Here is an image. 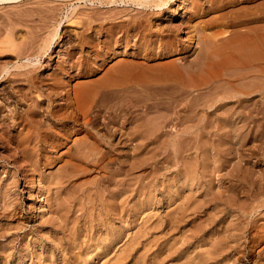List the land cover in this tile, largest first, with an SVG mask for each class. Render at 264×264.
<instances>
[{
	"label": "rangeland",
	"instance_id": "obj_1",
	"mask_svg": "<svg viewBox=\"0 0 264 264\" xmlns=\"http://www.w3.org/2000/svg\"><path fill=\"white\" fill-rule=\"evenodd\" d=\"M158 1H160V0H155V2H158ZM191 1L192 0H170L166 7L164 6V8H161V9L157 8L156 9V7H153L154 3H152L151 6L147 5L145 7L144 6H140V7L139 6L138 7L132 6L131 7L129 5H124V4H118V5L114 4L113 6H109V5L105 6V5H100L97 2L93 3L90 0H87V1L81 0L80 2H77L76 0H2V1L0 0V50H1L0 52H2V50L4 51V52H2V55L0 56V66L3 65L4 66L3 68L8 67L9 74L12 75V78L14 77V79H16V78L18 79L19 76L13 75L11 70H13L14 73H16L15 71H17V70H16V67L14 68V64L16 66L17 65L16 63H18V65H19V63L25 62L27 59V55H28V58L33 63L36 62L34 65L35 67L37 66L36 64L38 63V66H37L38 68H36L35 70L37 72L36 74H40L39 77L42 75V77H40V78H43L46 75L47 78L45 77L43 79L47 80L49 74L52 75V74H56V72H57V75L60 77L62 76V79L64 81H67V83H69V86L73 85L72 87H74L75 85H78V84L79 85L80 84L85 85V83H86L87 84L86 86H88L89 88L92 87L93 90L95 89L94 90L95 96H93V98L91 99L92 101L89 100L87 102V104L84 105V107H85L84 110L88 111L87 117H89L88 119L90 120L89 121L90 126H91V127L89 126L90 132H91V130L92 131L95 130V132H96V133L91 132L90 134H92V133L94 135L95 134H99V135L102 134L104 136V134L106 133V131H105L106 129H104V127L102 126L103 123L101 120H103V122H105L106 121L105 116H106V118L110 117L111 116L110 113H112V109L107 106L108 109H105L106 115H104V118L103 117L99 118L94 114L95 108H93V106L95 107V105H97V104H94V103L97 100H99L100 97L102 98V94H100V95H99V93L97 94V92H99V91H100V93L103 92L101 90L102 88L99 87L100 86L99 83L108 75V73H109L108 71L111 69L110 66L113 67L117 64H120V63H123L126 61L129 63L133 62L134 68L132 67V72L134 74L131 73V75H130L131 79L134 81V82H132L133 85L131 84L132 87L134 88V91H135L133 93V95L137 96L136 98L138 100L140 99V96H141L143 101H147L146 99H148L149 102H152V101L157 102V101H160L161 99H163L162 97H164L165 91H166V93L169 91L173 95L176 94L175 91L177 92L178 88H175V87L178 86V83L175 82L174 80H171L173 82L169 81L168 88L164 89L162 86L164 84L163 80L158 78L159 75L161 74V71L160 70H154V69L152 70L151 68L149 69L148 67H151V65H155V63L156 64L157 63L162 64L164 61H166L165 63L172 62V63L176 64L177 67H180L182 65V63L187 64L189 61L194 59L197 56V54L198 55L199 54H206L207 51L212 50L213 47L220 46L222 44L223 40L224 41L229 40L226 38H230V39L233 38L232 40H240L239 32L242 33V32H245L247 29H252V28H253L252 30H257L256 27H258V30H257L258 33L260 31L264 32V30H261V29H264V18H263L264 17V0H202V1L196 0L199 3H197L195 0H193L195 3L191 2ZM158 3H160V2H158ZM122 5H124V6H122ZM73 7H75V8H73ZM250 7H252V8H250ZM137 8H138V10H137ZM140 8H141V10H140ZM248 8L252 11L249 12ZM158 9L160 10V12ZM171 10H174V11H171ZM197 10H199V11H197ZM247 10L249 13L247 12ZM253 10H254V12L256 10L257 11L254 13ZM142 11H144V12H142ZM151 11H152V14H151ZM216 11H218V12H216ZM147 12H149V14ZM169 12H175V13H172L173 15L170 16L171 13H169ZM220 12H223L220 14V17H222V18H219V15H218V13H220ZM260 12L263 14H261ZM201 13H203V16ZM213 13L215 14V16ZM190 14H192V15H190ZM223 14H225V15H223ZM216 15H218V17ZM227 15H228V18L226 17ZM231 15H232V18H229ZM193 16H195V17H193ZM250 16H251V18H250ZM254 16L256 18H254ZM140 17H142L143 20ZM204 17L205 18L208 17V18L205 19ZM133 18H135L134 20H136V18H137L138 21L136 20V22H138V24H140L137 26L138 28L135 27L136 25L130 24V23L134 22ZM201 18L204 22L206 20V24L208 23V26L205 23L204 24L206 26L203 24V21L200 20ZM209 18H210L211 23L209 22ZM247 19L249 20L248 24H247ZM257 19H260V21H258ZM89 20H92V22ZM196 20L198 22L200 21L199 22L200 25L198 24V22ZM142 21L147 22L148 26H146V25L144 26V22H142ZM189 21H191V22L189 23ZM219 21L221 23H219ZM148 22H149V24H148ZM213 22H215V23H213ZM241 23H243L246 28L243 27V24H241ZM142 24L145 28H142L143 27ZM186 24H187L188 28H187ZM114 25L119 26V28H117V26H114ZM125 25H127V27L128 26L130 27V29H131V31L129 33L130 35L133 33L135 35L136 34L137 35L136 36L131 35L132 36L131 37L132 40L130 39L131 42L129 41L128 45L125 48H124V44H122V46H120L116 50V52H118L117 55L114 58L109 59L106 62V64L100 60V57H96V58L94 57L96 55L95 54L96 52L92 51L93 49L92 50L88 49V48L85 49V47L87 46V44H85L87 40L89 42L92 41V43H94V45H96L98 43L100 45H102L105 43V41H103V40L108 41V36H109L108 33L113 28L116 31L118 29L120 30ZM202 25H204V28H202L203 27ZM209 25L212 27H210ZM249 25L251 26V28ZM140 26H142V27L140 28ZM165 26H167V28H168V26H169V28H170V26H172L174 33L173 32H170V33L173 34L174 36L173 35L171 36L169 31H167V29H165L166 28ZM191 26H192L193 31H195L194 33L196 35L194 33L190 34V33H192V32H190V31H192ZM194 26H195V28H194ZM200 26H202V27H200ZM111 27H112V29H111ZM146 28L147 29L150 28V29L147 30ZM196 28L199 30L197 31ZM140 29H141V31H139ZM144 29H146L145 32H144ZM159 29L160 30L164 29L163 32L161 31V33L167 37V38L165 37V40H170L174 43L177 42L178 40H180V44L184 45L183 48L185 47V50L183 49L185 52L183 51L180 54L170 53L171 55L168 54L167 56L165 55V57H162V58L153 56L155 59H153V57L146 58V56L144 55L145 52L140 53L141 51H139L140 49L137 47L138 46L142 47V42H143V40H145L144 38H148V39L153 38L154 39V37L151 35H153V33L160 32ZM188 29H190V30H188ZM99 30L100 31L102 30L104 32H102V31L100 32ZM119 30L116 32H119ZM153 30H154V32H153ZM203 30H205V32ZM221 31H223V33ZM235 31H237V32L239 31L238 34ZM164 32H165V34H164ZM219 32H221V33H219ZM231 32H232V34H230ZM168 33L170 36L168 35ZM79 34H80V38H79ZM140 34H141V36H140ZM146 34H148V35L150 34L149 35L150 37ZM216 34H217V36H216ZM106 35H107V37H106ZM175 35H177V36H175ZM192 35H194L193 36L194 38L192 40V43L190 44L189 38ZM200 35H201V38H200ZM205 35H207L208 38L210 35L213 37L212 38L210 37L211 40L208 42L207 41L208 39ZM81 36H83V38ZM236 36H237V38H236ZM168 37H171V38H168ZM173 37H175V38H173ZM198 37L200 38V40H198L199 39ZM135 39L137 40L138 43L135 42L136 41ZM156 39H158V38H156ZM201 39H204V40H201ZM195 40H197V42ZM101 41H103V42H101ZM139 42H140V44H139ZM216 42H217V44H216ZM80 43L82 46L79 45ZM134 43H136L138 45H136ZM211 43H214V46ZM100 45H98V48L100 50H102ZM79 47H81V48H79ZM186 47H188V48H186ZM190 47L193 48L194 51H192V49ZM203 48H206V49H203ZM22 49L24 51H22ZM25 49H26V51H25ZM27 49H29V50H27ZM84 49L86 51L88 50L86 52L87 54H88V52H90L89 55H87L85 53ZM100 50H99V53L101 54ZM137 50L139 53L137 52ZM78 51H79V53L81 51L80 55H83V56H80V60L83 59L82 57H85L84 61L87 60L86 59V56H87L88 60L85 61V62H87V64H85V69L87 66V70H84V71H86V73L88 71L89 72L87 74L85 72H83L84 73L83 75L76 77L77 73H79V70L81 68L78 69L79 67H76L77 68L76 69L75 67L72 68L71 66L79 58V55H77ZM188 51L189 52L191 51L190 54L188 53ZM195 51H199V53L196 54ZM93 52H95V53H93ZM103 52L104 51H102V53ZM120 52H122V53H120ZM136 54H138V57L136 56ZM139 54L141 56L144 55L145 58L143 56L141 57ZM71 56L73 57V62L75 60L74 63L69 62V61H72ZM193 56H194V58H193ZM93 57H94V59H93ZM91 58L93 60H91ZM129 58H130V60H129ZM160 59H162V60H160ZM65 60H68V62L65 63ZM90 61H92V62L88 63ZM93 61L95 62V64ZM139 61L141 64L138 63ZM98 62H99V64H98ZM151 62H153V63H151ZM58 63L61 64V66H63V67L59 66ZM68 63L71 65L69 66ZM114 63H115V65H114ZM137 63H138V65H141V67L143 69L140 66H137L136 65ZM4 64H6V65H4ZM92 64L94 65L95 69H96V64H97L98 70H94ZM144 64H145V66H144ZM20 65H23V63ZM20 65L18 66L19 67L18 71L23 69V68H20ZM90 65H91V67H90ZM99 65H100V67H99ZM67 66H68V68H67ZM3 68L0 69V71L3 70ZM32 68H34V67H32ZM54 68H56V69H54ZM58 68H60V69H58ZM61 68H63V69L67 68L64 70L70 71V73L67 71L68 74L73 73V77H72L73 79H69V78L66 79L67 77L63 75V73H62L63 71H61ZM74 68L76 71L74 70ZM144 68L146 70H144ZM218 69H219L218 67L214 66V68H211L207 71H202L201 73H192L190 75L185 74V88H184V86L182 88H184V90L187 89L186 91L189 92L190 94L194 93V95H196L201 90H202V92L205 91L204 92V94H205L208 87H211L212 83L217 82L218 77H222L223 72H221ZM53 70L55 71V73ZM38 71H40V72H38ZM52 71H53V73H52ZM97 71H99V72H97ZM89 73H91V74L88 75ZM11 75L9 76V79H11ZM70 76H72V74ZM95 79H97V81ZM212 80H213V82H212ZM89 81L92 83V85ZM170 82L172 84H170ZM187 82H188V84H187ZM4 83H5V81L2 84H0V98H1L0 104L4 108L6 107V109H8V111L7 110L4 111L5 113L3 112V114L9 113L11 108H13L14 106H16L17 108L18 107L24 108V107H22V106H24L23 104L25 103L24 101H22L24 94H21L20 92H21L22 88H23L22 93L28 92L26 89V86H24V85L22 86L19 84V82L10 81L8 79L6 80V83L5 84ZM15 84L20 86V87L19 88H18V86L16 87ZM94 84L96 86H93ZM160 84H162V85H160ZM14 85H15V87H14ZM153 85H154V87H153ZM141 86L144 87L145 90H143V88ZM148 86H149V88H148ZM172 86H174V89L171 88ZM3 88H5V89H3ZM14 89L16 92L13 91ZM136 90H138V92H136ZM10 91H12V92H10ZM145 91L147 92V94L149 96H147V94H145L146 93ZM11 93L14 94L13 97H11V95H13ZM18 93H20L21 96H19ZM136 93L140 94L139 97H138V94L136 95ZM151 93H152V95H151ZM186 93L184 94L186 96L183 95L184 96L183 98H181L182 96L180 97L182 100L179 98L176 100V101L181 100L178 102V104L175 102H174V104L171 103L173 105L168 104L167 108H166L165 104L164 105L159 104L158 106H156L154 108L155 110L153 109L150 112L144 111V108L140 107V106H139V109H138V107H135V109L133 108L135 110V112H133L134 110H132V108L130 109L128 107H125L124 110L122 111L124 114L122 113L123 115H121V117L123 116L124 119L121 118V120H123V121H121V122L119 121V122H120V125H123L125 127H126V125L123 123L124 122L126 124L128 123L129 124V126L127 124L128 128L132 127V125H131L132 122L130 121L131 120L130 117H131L132 112H133V114L134 113L138 114V112H142L143 118H142V116L139 117L141 114L137 115L142 121H140V119L138 118V123L136 122V124L143 126L142 127L143 130L146 128L145 129L146 134H144L145 137L137 139L134 142H138L136 144H140V145L143 144L146 149H144L143 152L141 151L143 149H140L141 152L138 151V153H133L132 152V143H134V142H131L130 140L127 141L126 138H124L123 136L121 137V134L120 135L117 134L118 136L117 135L114 136V134L110 135V134L106 133L105 135H108L112 138L111 139L110 137H106L107 140L109 138V140H108L109 143H111L112 145H114V143H115V146L113 148L114 151L112 150L113 152H111L108 155V157L106 158V160L104 159L102 162H98V163L94 162V161L89 162V160H88L87 163H90V164L87 165L86 172L82 173L81 171L80 172L76 171V173H75L76 176L73 177V181L75 180L73 183L76 187L79 185L87 183L86 185H88L90 188L96 189L94 191L95 194H99V193L102 194L103 197L101 198V200L102 199L103 200L104 199L109 200L110 197H112V195L114 194V192L116 193L118 191V188H120L121 193H122V196H121V207H122V209H121V213H120L121 214L120 231H121L122 236H123L121 244L124 245V247H125V251L123 253L124 254L123 264H193L192 260H191L193 257H198L197 262H195V260H193L197 264H264V241H259L260 242L259 243L257 241V239L254 238V236L257 237V235L258 236L264 235V232H263L264 229L261 230V228H260V226L262 227V225H264V219L261 218V217H264V208H263L264 207V205H263L264 204L263 203V200H264V185L263 184L264 183H262L260 185V182H264V178H263L264 177V156H263L264 150L262 151V148H261L260 153L258 150L260 147H262V145L264 148V142H263L264 140L262 141V144L260 142L261 139H264V131H263L264 130L263 129V126H264L263 121L264 120H261V119L259 120V118H258L257 120H259V122H261V123H259L256 120V123L251 124L252 126L254 125V128H256V129L260 124L262 126V129H261L262 131L260 130L259 134L261 133L262 135L261 134H260L261 136L255 135V133L253 135V133H252V136H249V135L247 136V138L248 137H251V138H248V139L246 138V140L244 142H246L248 140L247 144H249V145L244 143V145H243L244 151H243V149H240L237 152L238 154L241 152L240 153L241 156H239L237 154V156L234 157V159L240 157L243 160L242 162H241L240 158H238L237 160L232 159V161L234 160L236 163L234 161L230 162L229 164L227 163L228 164L227 167L223 168L226 166V163L223 166L224 163H222V161H221L220 164L215 167V165H216L215 163H219L220 160L217 162L214 160L215 163H213L212 160L214 158L212 156H210L209 158H208V156L207 157L206 156L200 157L198 152H200V153L204 152L200 149L201 148L203 149L205 147L204 148L205 152H207L206 151L207 149L208 150L210 149L207 153H210V152L214 153L213 148L211 150V147H213L215 144L214 139L217 142L218 136L209 134V136H208L209 138L204 139L207 137L206 135H208V133L203 137H202L200 132H198V134H197V130L199 127H201L202 123L200 124L198 120L196 121L197 118H195L194 120L190 119L189 118L190 113H188V110H187L188 102L192 98L196 99L197 97L194 98V95H192V97H191V95H189V93L188 94H186ZM17 94L21 99L17 96ZM142 94H144V95H142ZM96 96H99V97L96 98ZM160 96H161V98H159ZM189 96H190V98H189ZM5 97H6V99H8V98L9 99L6 100ZM144 97H146V98H144ZM187 97L189 100L186 99ZM3 98L6 101L3 100ZM257 98L261 100V98H259V96ZM15 100L17 102H15ZM20 100L22 102H20ZM185 100H187V101H185ZM148 101H147V103H148ZM139 102H140V104H142L141 99L139 100ZM21 104H22V106H21ZM175 104H177L178 106ZM179 105L181 106L180 109H178L180 107ZM164 106H165V108H164ZM172 106H173V108L171 109ZM182 106H184V107L186 106L185 107L186 109ZM169 107H170V109H169ZM140 108H141V110H140ZM176 109L181 114L182 118L179 117L180 116L179 113L177 115ZM184 109H185V111L183 112ZM125 110H127V111H125ZM128 110H129V112H128ZM131 110H132V112H131ZM90 111H92V113ZM173 111H174V113H173ZM126 112L129 113L126 116L127 118L125 117V115L127 114ZM146 113H147V115H146ZM168 113H169V115H168ZM92 114L95 115L96 117L92 116ZM103 114H105V113H103ZM88 115H90V116H88ZM185 115H187V116H185ZM254 115H255V113H254ZM155 116H156V118H155ZM162 116H163V118H161ZM170 116H172L171 117L172 119L170 118ZM90 117H91V119H90ZM148 117H151V118H148ZM166 118H168V119H166ZM125 119H126V121H124ZM127 119H128V121H127ZM163 119H166L167 122H166V120L164 121ZM184 119H186L187 122H184ZM92 121L94 122V124ZM161 121H163L165 123L163 124V122L161 123ZM194 122H196L195 124L198 123L199 126H197L198 124L195 126ZM257 122H258V124H257ZM95 123H96V125H95ZM191 123H193V125ZM98 124H100V125H98ZM146 124H148V125H146ZM6 125L8 126V124H6ZM93 125H94V127H93ZM96 126L99 129H102V130L104 129V131L100 130L101 134L98 133L99 129ZM144 126H146V127H144ZM148 126H149V128H148ZM192 126L197 127V129L196 128H194V130L191 129V128H193ZM92 127L94 130L91 129ZM186 128L193 130V131H191V133H190L189 132L190 130L188 131V129H187V131H188V133H187V131H185ZM147 129H149V131H150V132H148L149 134L147 133V131H148ZM151 129H152V131H151ZM175 129H177L180 134H177L178 132L176 133L175 131H177V130H175ZM183 129H184V132L181 131ZM124 130L127 131L125 128H124ZM157 131H158V133H159V131H161V133L157 134ZM195 131H196L197 136H196V134H194ZM165 132H167V133L169 132L171 134L168 133L169 134V136H168L167 133L165 134ZM182 132L183 133L186 132L190 136H187V139H186V136L184 137ZM0 133H1V126H0ZM172 133L176 134L175 135L176 138L173 136V138L175 139L174 142H172L173 138L172 139L170 138V136L172 137V135H173ZM81 134L77 135L76 137L75 136L72 137V144H71V142L68 143L69 147L70 148L72 147L71 148L72 150L70 149V152L72 151V152H76V153H84V151L87 150V149H85V147L82 148L80 145L76 144V141L78 142L80 140H86V139H87V141H92L91 138H93V137H91V138L88 137L90 134H87L88 136L85 133H81ZM93 134H92V136H93ZM152 134H153V136H152ZM161 134H163L164 137H161ZM187 134H184V135H187ZM81 137H82V139H81ZM151 137H153V138H151ZM194 137H198V139L200 138L199 139L200 141L196 142L195 139H197V138H194ZM212 137L214 139H212ZM252 137L253 138L255 137L256 139L259 138L258 141L255 138L253 139V145L254 144L257 145V143H258V146L255 145L256 147H254L252 145V143H251L252 141H250V140H252ZM116 138H117V140L119 139L118 140L119 147H118V143L116 144V142H114V140L117 141ZM154 138H155V140H154L155 142L153 141ZM157 138H159V139H157ZM73 139H75V140H73ZM150 140L152 143L150 142ZM180 140H182L183 142ZM126 141H127V143H125L126 144L125 145L124 142H126ZM167 141H169V142L171 141L170 143H172L171 144L172 147H173V145L176 146V147H173L174 152L177 151V153H180V155H177V160H179V162L177 164H176L177 161L175 160V158L172 157L174 154H173V151L170 152L171 150L167 144L168 143ZM206 141L208 143H206ZM209 141L210 142L212 141L211 147H210L211 143ZM179 142L180 143L182 142V144L180 145ZM213 142H214V144H213ZM121 143H123V144H121ZM147 143H149V144H147ZM174 143H176L177 145L179 144V145L177 146ZM195 143H197V144H195ZM8 144H6L8 146L5 145V147H4V145H2L3 147L0 148V158H1L0 159V165H2L3 163H6V165H7L5 170L2 168V166H0V179H1L0 180V186H1L0 187V254L3 255V258H4L3 260L0 259V264H82L81 259L83 257H85L86 260H88V264H113V261L105 260L103 255L97 256L98 248L97 249L95 248V244L98 241L103 240L105 238V235L106 234L108 235V233H109L108 230H106L104 226H100V224L97 223V221L101 222L102 220H106L109 218V220H106L105 222L106 223L111 222L108 225V226H110L109 231L111 233V229L113 228L112 223H114L113 226L118 225V222L116 220L117 217L115 215L116 212L115 213L109 212V215H107V217L100 215V212L98 210L99 209L98 207L100 204V201L98 202V200H100V198L98 195L93 194L94 199H92V203L90 201H89V203H85V205L83 203L79 206L80 210L78 208L76 209L75 215L77 217L76 218L77 224H75L76 225V229L74 230L75 232H71L70 230H64L63 232L57 231L56 235L58 237L57 241L59 243H58V246H54L52 248L51 245H53V242L49 243L50 242L49 239L51 237V234L54 233V230L52 229L53 226H50L48 224L49 223L53 224L54 221L53 222L51 221L47 224L46 223V219H47L46 216H48V215L42 216V214H40V212H39V209L33 208L32 204L30 202V196H29L32 194V192L29 190V188L26 184V179L24 177V173L20 169L18 170L19 165L23 166V161L21 163V161H20L21 159H19L15 163L12 160L14 158V157H12V156H14V152L11 150H13L14 145L12 142L11 143L9 142ZM166 144H167V146H166ZM193 144L197 145L196 149L198 150V152L193 147ZM207 144H209V145H207ZM68 145L65 148H62L60 150V152L67 151L69 149ZM76 145H78V146L76 147ZM120 145H122L123 147L121 148ZM259 145H261V146L259 147ZM189 146H190L191 150L188 148ZM246 146H248L249 148ZM129 147L131 148V150L129 149ZM184 147H186V148L184 149ZM253 147H254V149L256 148V150H258V152L256 150H252ZM257 147H258V149H257ZM9 148H11V150H9ZM73 148H74V150H73ZM100 148L102 151H105V148L103 146H101ZM192 148H194V149L192 150ZM179 149L181 150L182 153L180 152ZM246 149H247V151H246ZM116 150H117V152H120V153L117 154V152H115ZM119 150H121V151H119ZM184 150H185V152H184ZM249 150H251L253 152L256 151V152H254V154H253ZM123 151H124V153H122ZM164 151H165V153H164ZM193 151L196 153H194ZM130 152H132V153H130ZM168 152H169V154H168ZM245 152L248 155H245ZM171 153L173 154L172 156H171ZM118 155L122 156V157H120L122 160L119 162L116 159ZM249 155H250V158H247V156L249 157ZM243 156H246V157H243ZM262 156H263V158H261ZM81 157H82V159L86 158L85 155H84L85 158L83 156H81ZM194 157H196V159ZM198 159L199 160L201 159L200 160L201 163H199V161L196 162V160H198ZM203 159L209 160L207 162V164L205 162L206 160H204L205 163L203 162ZM78 161H77V159H73L72 163L76 164L75 167L77 169H81V167L84 168L85 167L84 163L87 160H84L83 164H82V162H78ZM244 161L249 163V164L247 163V165L249 167L244 166V164L246 165V163ZM62 162L58 163L55 167H53L54 169L51 168V171L53 173H55L57 170H59V166L61 164L63 165ZM76 162H78V164L80 166ZM209 162H211L212 165H210ZM93 163H95L96 165ZM238 163H241L240 164L241 166L239 165L241 167L240 169H237ZM91 164H93V165H91ZM101 165H103V166H101ZM117 165H119V166L117 167ZM230 165H236L235 169H237V170L234 169L233 170L234 173L231 171L232 169H230V168L232 166L230 167ZM210 166H211V168H210ZM219 166H220V168H219ZM89 167H93V168H89ZM205 167H208V171H207V168H205ZM217 167L219 170L217 169ZM250 167H251V169H248ZM16 168H17V170H15ZM115 168H117V169L120 168L121 170L120 169L117 170ZM186 168L192 170L194 172V174L197 172L195 174V176H197L198 179H194L193 181H192V179L184 180V178L182 177V172ZM213 168H214V170H213ZM227 168H229L228 170H230L232 173V174H230L231 177L229 176V174H228L229 177L227 176V173H226ZM243 168H245L246 174H245V171L244 172L241 171V169H243ZM246 168L248 169V171L250 170L249 173L246 170ZM216 170H217V172H215ZM13 171L15 173V178H13V179L17 178V181H18V184L16 187H13L9 184L10 181L13 180V179H11V177H12L11 174H13ZM117 171H119L120 173ZM52 172H50V173H52ZM111 172H112V174H111ZM114 172L118 175V177H117V175L114 174ZM227 172L230 173L229 171H227ZM235 172H237V173H235ZM239 172H241V173L239 174ZM251 172H253V176H252ZM48 173H49V171H48ZM221 173H224L226 175L221 174ZM119 174H121V175H119ZM219 174H220V177H222V178L219 177ZM233 174H235L236 176H233ZM242 174L243 175L245 174L246 176L244 175L245 177H242L243 176ZM247 174H250L249 177L251 176L252 178H254L255 176L257 177V175H259L260 178L259 177L258 178L261 179V177H262V179L257 180V178L255 177L256 179L252 180L251 177H250L251 179H249L247 177L248 176ZM261 174H263V176H260ZM109 175H113L117 180H115V178L111 179V181L108 180L107 177ZM201 175L203 177H201ZM239 175H241V177ZM8 176H9V179H7ZM224 177H225V179H223ZM239 177L242 179H240ZM246 177L248 178L249 181L245 180ZM230 178H231V180H230ZM219 179H222V180L220 181ZM243 179H244V181H243ZM8 180H10V181H8ZM239 180H240V182H239L240 184H238V186H237L236 184L238 183ZM250 180L252 182H254L256 180L257 182L255 181V183H258V185L257 184H251L252 182ZM117 181L121 182V185L119 187L116 184ZM231 183L233 185H231ZM242 183L245 186V188H244V186L243 187L241 186ZM134 184H137V186H138L137 190H135V191H133V188H132V186H134ZM256 185H257V187H255ZM2 186H6V189L3 188ZM232 186H234V187H232ZM239 186H240V188H239ZM246 186H247V188H246ZM260 186H263V189H261L262 187H260ZM229 187H231L230 189L232 191L228 189ZM249 187L251 189H248ZM100 188H102V189H100ZM98 189L100 190L99 192L97 191ZM234 189L235 190L238 189V191H235ZM257 189H258L259 194H255V192H257ZM33 190H34L33 191V196H34L33 198H35L36 201L42 202L44 205H46V201H43V196L41 198L38 197V195H37L38 190L37 189H33ZM239 190H240V192H239ZM249 193H251V194H249ZM260 193H262V194H260ZM94 195H95V197L97 196L98 198L97 197L95 198ZM185 197L187 198L186 200H184ZM256 197H258V198H256ZM253 198H255V199H253ZM259 198H261V199H259ZM258 199L260 201V204H259ZM110 200H112V199H110ZM13 201H15V202H13ZM93 201H94V203H93ZM95 201H96V204H95ZM261 201H262V204H261ZM10 202L14 203L15 206H17L19 209L18 215L16 217H14L13 219H10V217H7V215H8L7 209H10V206L8 203H10ZM85 202H87V201H85ZM112 203H114V202H112ZM255 203H257V204H255ZM39 204L40 203H37V205H39ZM86 204H87V206H86ZM88 204H89V206H88ZM82 205H84L83 209L81 208ZM252 205L255 207L257 206V208L259 207V205L260 206L263 205V206L259 207L258 208L259 210H256L257 208L253 207ZM90 206L91 207L95 206V208H93V210H92V208ZM87 207H89L91 209L90 213H89L91 215H89L90 216L89 218L90 219L93 218V219H91V221L93 220L92 221L93 224L89 226V231L92 233V236H88V237L86 236L85 237V235H84L85 230L83 229V227H84L83 221H81V220H83L82 218H83L85 209ZM251 207L253 208L252 210H255V212L254 211L251 212L252 210L249 211V209H251ZM257 211H262L260 214L261 216L260 215L256 216V214L258 213ZM45 212L47 213V210H45ZM244 212H246L248 215L246 213L244 214ZM249 214H250V216L253 215V217H256L255 221L258 222L257 223L258 226L256 228L258 229V227H259L258 230L257 229H252L253 231L250 230L251 233L252 232L254 233V234L252 233V235L250 232H248L249 230L245 233L246 228L249 229V224L252 222V220H251L252 217L250 218ZM21 215H23V216L26 215L29 219L25 223L24 229L19 230V231L18 230L14 231L13 228H14L16 222L18 221L19 217L20 218L22 217ZM257 217L259 218V220ZM244 218H246L247 220ZM244 220H246V221H244ZM248 220H250V222ZM244 222H246L245 223L246 225L244 224ZM240 224H241V226H240ZM242 225L243 226L245 225L244 226L245 229ZM247 225H248V227H247ZM240 228H242L245 231H243ZM30 230H32L33 233L29 234L26 237L23 236L24 232L29 233ZM105 230H106V233L104 232ZM239 230H241V234L244 235L243 236L244 239L242 236H240L241 234H239V236H238V233H240ZM254 231H256V233ZM260 231H262V232H260ZM62 233H64V234H62ZM68 233H70V234H68ZM71 233H75V234L73 235ZM65 234H66V239L64 237ZM80 234H81V236H80ZM231 235H236V236H231ZM246 235L250 236V237L252 236V241L249 240L250 243L252 242L251 244L249 242H246V240H247V239H245ZM69 236L70 237L71 236L72 237L78 236L77 237L78 240L76 241V243L72 242L71 240H70V242H68L67 238H70ZM240 237H242L241 240H239ZM89 239H90V242H89L88 246H90V247H87L86 244L89 241ZM253 241H255V242H253ZM66 242L69 243V245L66 244ZM49 244H50V246H49ZM59 244L61 246L65 245L66 246V247L64 246L65 249L64 248L62 249V247L59 246ZM244 245H245V247H244ZM252 245H253V247H252ZM247 249L249 251L251 250V252L247 251ZM106 252H107V250L105 251V254H106ZM245 252L252 254V256L249 258L250 260L246 259V258H244V259L238 258ZM20 253L21 254L23 253V255L25 256V258L22 260L19 258ZM29 253H31V254L33 253V257H31V259L29 257H26L27 254H29ZM113 254H114L113 251H111L110 253L108 252L109 258ZM4 255H5V257H7L9 255V257H7L8 260L4 257ZM137 256H139V258H137ZM62 259L64 262H62Z\"/></svg>",
	"mask_w": 264,
	"mask_h": 264
},
{
	"label": "bare ground",
	"instance_id": "obj_2",
	"mask_svg": "<svg viewBox=\"0 0 264 264\" xmlns=\"http://www.w3.org/2000/svg\"><path fill=\"white\" fill-rule=\"evenodd\" d=\"M2 1V0H1ZM77 2H80L81 0H76ZM85 1H87V0H85ZM91 2H97V3H99L100 5H109V6H113L114 4L116 5H118V4H124V5H129V6H151L152 5V3H154V6L153 7H156V9L157 8H164V6L166 7L167 6V4H168V2L170 1V0H160V1H158V2H160V3H158V2H155V0H90ZM196 1V0H195ZM199 1V0H198ZM198 1H196L197 3H199ZM202 1V0H201ZM191 2H193V3H195L193 0L191 1ZM124 5H122V6H124ZM194 5V4H193ZM197 5V4H196ZM200 5V4H199ZM76 7V6H75ZM75 7H73V8H75ZM199 7V6H198ZM253 7V6H252ZM252 7H250V8H252ZM125 8V7H124ZM197 8V7H196ZM122 9V8H121ZM130 9V8H129ZM128 9V10H129ZM198 9V8H197ZM249 9V8H248ZM256 9V8H255ZM126 10V9H125ZM137 10H138V8H137ZM140 10H141V8H140ZM145 10V9H144ZM159 10V9H158ZM163 10V9H162ZM75 11V10H74ZM171 11H174V10H171ZM197 11H199V10H197ZM196 11V12H197ZM250 11H252V10H250L249 9V12ZM257 11V10H256ZM255 11V12H256ZM142 12H144V11H142ZM159 12H160V10H159ZM216 12H218V11H216ZM247 12H248V10H247ZM248 12V13H249ZM253 12H254V10H253ZM254 12V13H255ZM263 12V11H262ZM148 14H149V12H147ZM169 13H171L170 14V16H172L173 14L172 13H175V12H169ZM212 13V12H211ZM221 13H223V12H220V13H218V15H219V18H222V17H220V14ZM261 13V12H260ZM151 14H152V11H151ZM196 14V13H195ZM202 14V16H203V13H201ZM205 14V13H204ZM209 14V13H208ZM214 14V13H213ZM251 14V13H250ZM261 14H263V13H261ZM190 15H192V14H190ZM199 15V14H198ZM218 15H216L217 17H218ZM223 15H225V14H223ZM230 15V14H229ZM260 15V14H259ZM258 15V16H259ZM210 16V15H209ZM214 16H215V14H214ZM234 16V15H233ZM257 16V17H258ZM261 16V15H260ZM139 17V16H138ZM190 17V16H189ZM193 17H195V16H193ZM198 17V16H197ZM206 17V16H205ZM204 17V18H205ZM225 17V16H224ZM227 18H228V15L226 16ZM89 18V17H88ZM141 19H142V17H140ZM147 18V17H146ZM192 18V17H191ZM199 18V17H198ZM208 18V17H207ZM207 18H205V19H207ZM229 18H232V15L229 17ZM250 18H251V16H250ZM249 18V19H250ZM254 18H256L255 16H254ZM260 18V17H259ZM264 18V17H263ZM114 19V18H113ZM135 18H133V20H134ZM139 19V18H138ZM253 19V18H252ZM136 20H137V18H136ZM136 20H134V22L133 23H130V24H134V25H136L135 27H137L138 25H140V24H138V22H136ZM143 20V19H142ZM148 20V19H147ZM150 20V19H149ZM192 20V19H191ZM198 20V19H197ZM196 20V21H197ZM200 20H202V18L200 19ZM214 20V19H213ZM231 20V19H230ZM233 20V19H232ZM258 21H260V19H257ZM256 20V21H257ZM89 21H91L92 22V20H89ZM132 21V20H131ZM138 21V20H137ZM145 21V20H144ZM144 21H142V22H144ZM203 21V20H202ZM217 21V20H216ZM246 21V20H245ZM248 19H247V24H248ZM125 22V21H124ZM123 22V23H124ZM191 21H189V23H190ZM198 22V21H197ZM200 22V21H199ZM199 22H198V24H199ZM209 22L211 23V21H210V18H209ZM233 22V21H232ZM89 23V22H88ZM122 23V22H121ZM146 23V24H145ZM206 24V20H205V22L203 21V24ZM209 23V24H210ZM213 23H215V22H213ZM219 23H221L220 21H219ZM244 23V22H243ZM243 23H241V24H243ZM91 24V23H90ZM120 24V23H119ZM126 24V23H125ZM148 24H149V22H148ZM204 24V25H205ZM245 24V23H244ZM244 24H243V27H245L244 26ZM148 26L147 25V22H144V26ZM189 25V24H188ZM200 25V24H199ZM204 25H202V26H200V27H202V28H204ZM207 26H208V23L206 24ZM205 25V26H206ZM230 25V24H229ZM102 26V25H101ZM114 26H117V25H114ZM142 26H143V24H142ZM142 26H140V28L142 27ZM142 27V28H145V27ZM186 26H187V24H186ZM197 26V25H196ZM210 26V25H209ZM250 26V25H249ZM166 28L165 29H167V31H169V33L170 32H173V29H172V26H170V28H169V26H168V28H167V26H165ZM210 27H212V26H210ZM89 28V27H88ZM91 28V27H90ZM101 28V27H100ZM109 28V27H108ZM117 28H119V26H117ZM138 28V27H137ZM187 28H188V26H187ZM190 28V27H189ZM194 28H195V26H194ZM207 28V27H206ZM246 28V27H245ZM250 28H251V26H250ZM257 28V30H258V27H256ZM106 29V28H105ZM111 29H112V27H111ZM147 29V28H146ZM146 29H144V32H145V30ZM150 29V28H149ZM149 29H147V30H149ZM191 29H192V26H191ZM197 29V28H196ZM208 29V28H207ZM206 29V30H207ZM253 29V28H252ZM252 29H245L246 31L245 32H242V33H240L239 31V37H240V40H232V39H230V38H226V39H229V40H223V42H222V44L220 45V46H216V47H213L212 48V50H210V51H207V53L206 54H197V53H199V51H195L196 52V54H197V56L194 58V56H193V58L194 59H192L191 61H189L187 64H183L182 63V65L180 66V67H177V65L176 64H174V63H172V62H170V63H165L166 61H164L162 64H156L155 63V65H151V67H148L149 69L151 68L152 70L154 69V70H160L161 71V74L159 75V77L158 78H160V79H162L163 80V85L162 84H160V85H162L163 86V88L164 89H167L168 88V86H169V81H171V80H174L175 82H177L178 83V86H176L175 88H178V90H177V92L175 91V93L176 94H171V92H167L166 93V91H165V95H164V97H162L163 99H161L160 101H155V102H149L148 101V99H146L147 101H148V103H147V101H143V99L141 98V96H140V99L142 100V104H140V102H139V100L136 98L137 96H135V95H133V93L135 92L134 91V88L132 87V82H134L132 79H131V73L132 74H134L133 72H132V67H133V62L132 63H129V62H123V63H120V64H117V65H115V63H114V65L115 66H110L111 67V69L108 71L109 73H108V75L99 83L100 84V86L99 87H101L102 89V93H100V91L99 92H97V94L99 93V95L100 94H102V98L100 97L99 98V100H97L94 104H97V105H95V107L93 106V108H95V112H94V114L97 116V117H103L104 118V115H106V110L105 109H108L107 108V106L109 107V108H111L112 109V113H110V117H108V118H106V116H105V122H103V120H101L102 121V123H103V127H104V129H106L105 131H106V133L107 134H110V135H112V134H114V136L115 135H120L121 134V137L123 136L124 138H126V140L128 141V140H130L131 142H134V141H136L137 139H140V138H142V137H145V135L144 134H146V128L143 130V126H140V125H137L136 124V122L138 123V118L139 117H141L142 116V118H143V114H142V112H138V114H141L139 117L137 116L138 114H136V113H134L133 114V112H135V107H138V109H139V106L140 107H143L144 108V111H146V112H150V111H152L156 106H158L159 104H162V105H166V108L168 107V104H171V103H173L174 104V102L175 103H177L178 104V102L179 101H181L182 99L181 98H183L184 96H186V95H184L187 91V89H185L184 90V88H185V74H192V73H201L202 71H207V70H209V69H211V68H214V66H216V67H218L219 69L218 70H220L221 72H223V74H222V77H218L217 78V82H215V83H212V86L211 87H208V89L206 90V93L204 94V92H202V90L201 91H199L196 95H194V93L193 94H190L189 92H187L186 94H188L189 93V95H191V97H192V95H194V98L195 97H197L196 99H191L189 102H188V106H187V110H188V113H190V115H189V118L190 119H192V120H194L195 118H197L196 119V121L198 120L199 121V123L201 124L202 123V125H201V127H199L198 128V130H197V134H198V132H200L201 133V135H202V137L203 136H205L207 133H208V135H206L207 137L206 138H204V139H207V138H209L208 136H209V134H212V135H217L218 136V138H217V142H216V140L212 137V139H214V141H215V144H214V142H213V144H214V146L213 147H211L212 146V141L210 142L211 143V145H210V147H211V150H212V148H213V152L214 153H207L209 150L207 149L206 151L207 152H205V147L202 149H200V150H202V151H204V152H202V153H200V152H198V150L196 149L197 148V145H195V144H197V143H195V144H193V147L197 150V152L199 153V156L201 157V156H208V158L210 157V156H212L214 159L212 160L213 161V163H215L214 162V160L217 162V161H219V163H215L214 165H215V167L217 166V165H219L220 164V162L222 161V163H224L223 164V166L225 165V163H226V166L225 167H223V168H226L227 167V165L230 163V162H233L234 160H237L238 158H240V157H238V158H235L234 159V157H236L237 156V152L240 150V149H243V151H244V147H243V145H244V143H246L247 144V141L246 142H244L245 140H246V138H247V136L249 135V136H252V133H253V135H254V133H255V135H260L259 134V131L262 129V126L259 124V126L257 127V129L256 128H254V125L252 126L251 124H253V123H256V120L259 118V120L261 119V120H264V32H262V31H260L259 33L257 32V30H252ZM261 29V28H260ZM89 30V29H88ZM91 30V29H90ZM103 30V29H102ZM101 30V31H102ZM107 30V29H106ZM114 28L108 33L109 34V36H108V41L107 40H103V41H105V43L104 44H102V45H100L99 43L98 44H96V45H94V43H92V41L91 42H89L88 40L86 41V43L85 44H87V46L85 47V49H93L92 51H95V52H93V53H95L96 55L94 56L95 58L96 57H100V60L103 62V63H105L106 64V62L109 60V59H111V58H114L116 55H117V53L118 52H116V50L120 47V46H122V44H124V48L128 45V43H129V41H130V39H131V35H135L133 32V34H129L130 33V31H131V29H130V27L128 26L127 27V25H125V26H123L120 30H119V32H116V31H118V30H114ZM160 30V29H159ZM164 30V29H163ZM163 30H160V32H158V33H153L154 32V30H153V35H151V36H153L154 37V39L153 38H144L145 40H143V42H142V47H137V48H139L140 50L139 51H141L140 53H142V52H145V56H146V58H151V57H153V56H156V57H159V58H162V57H165V55L167 56L168 54H170V53H175V54H180V53H182L184 50H185V47L183 48V46L184 45H182V44H180V40H178L177 42H172V41H170V40H165V35H163L162 33H161V31L163 32ZM188 30H190V29H188ZM195 30V29H194ZM199 29H197V31H198ZM261 30H264V29H261ZM100 31V30H99ZM100 31V32H101ZM138 31V30H137ZM139 31H141V29L139 30ZM158 31V30H157ZM166 31V30H165ZM175 31V30H174ZM201 31V30H200ZM204 32H205V30H203ZM212 31V30H211ZM226 31V30H225ZM102 32H104V31H102ZM143 32V31H142ZM147 32V31H146ZM156 32V31H155ZM190 32H192V33H190V34H193L195 31H193V29H192V31H190ZM208 32V31H207ZM222 33H223V31H221ZM221 32H219V33H221ZM235 32H237V31H235ZM238 32H237V34H238ZM88 33V32H87ZM92 33V32H91ZM137 33V32H136ZM139 33V32H138ZM141 33V32H140ZM151 33V32H150ZM169 33H168V35H169ZM174 33V32H173ZM218 33V34H219ZM83 34V33H82ZM89 34V33H88ZM106 34V33H105ZM164 34H165V32H164ZM167 34V33H166ZM171 34V33H170ZM176 34V33H175ZM195 34V33H194ZM230 34H232V32L230 33ZM235 34V33H234ZM233 34V35H234ZM137 35V34H136ZM135 35V36H136ZM146 35H148V34H146ZM145 35V36H146ZM150 35V34H149ZM148 35V36H149ZM167 35V36H168ZM173 34H171V36H172ZM196 35V34H195ZM204 35V34H203ZM214 35V34H213ZM229 35V34H228ZM84 36V35H83ZM83 36H81L82 38H83ZM140 36H141V34H140ZM144 36V35H143ZM170 36V35H169ZM174 36V35H173ZM175 36H177V35H175ZM194 35H192L190 38H189V40H190V44L192 43V40H193V37ZM199 36V35H198ZM206 37H207V35H205ZM209 36V35H208ZM216 36H217V34H216ZM92 37V36H91ZM106 37H107V35H106ZM138 37V36H137ZM150 37V36H149ZM203 37V36H202ZM205 37V38H206ZM210 37L212 38L213 36H209V38L207 37V41L209 42L211 39H210ZM229 37V36H228ZM79 38H80V34H79ZM78 38V39H79ZM81 38V39H82ZM156 38H158V39H156ZM167 38V37H166ZM168 38H171V37H168ZM173 38H175V37H173ZM196 38V37H195ZM199 38V37H198ZM200 38H201V35H200ZM200 38L198 39V40H200ZM204 38V37H203ZM236 38H237V36H236ZM148 39V40H147ZM132 40V39H131ZM136 40V39H135ZM172 40V39H171ZM201 40H204V39H201ZM79 41V40H78ZM82 41V40H81ZM84 41V40H83ZM96 41V40H95ZM103 41H101V42H103ZM196 42H197V40H195ZM85 42V41H84ZM100 42V43H101ZM131 42V41H130ZM135 42H137V40L135 41ZM138 43V42H137ZM134 44H136V43H134ZM139 44H140V42H139ZM184 44V43H183ZM200 44V43H199ZM204 44V43H203ZM211 44H213V46H214V43H211ZM216 44H217V42H216ZM79 45H81V43L79 44ZM98 45H100V47H101V49L102 50H100L99 48H98ZM136 45H138V44H136ZM154 45V46H153ZM82 46V45H81ZM189 46V45H188ZM198 46V45H197ZM31 47V46H30ZM27 48V47H26ZM32 48V47H31ZM30 48V49H31ZM79 48H81V47H79ZM186 48H188V47H186ZM191 48V47H190ZM199 48V47H198ZM197 48V49H198ZM84 49V50H85ZM136 49V48H135ZM184 49V50H183ZM192 49V51H194L193 50V48H191ZM201 49V48H200ZM203 49H206V48H203ZM27 50H29V49H27ZM80 50V49H79ZM99 50L101 51V54L99 53ZM1 51V50H0ZM22 51H24L23 49H22ZM25 51H26V49H25ZM88 51V50H87ZM86 50H85V53L87 52ZM102 51H104L103 53H102ZM201 51V50H200ZM2 52H4L3 50H2ZM2 52H0V56L2 55ZM83 52V51H82ZM137 52H138V50H137ZM185 52V51H184ZM191 52V51H190ZM190 52L188 51V53L190 54ZM24 53V52H23ZM89 53L90 52H88V54L87 55H89ZM120 53H122V52H120ZM119 53V54H120ZM139 53V52H138ZM81 54V51H80V53H79V51H78V53H77V55H79V58L76 60V62H75V60H74V62H73V57H72V61H69V62H73L74 64L71 66L72 68L73 67H79L78 69H80L79 70V73H77V75H76V77H78V76H81V75H83L84 73L83 72H85L86 73V71H84V70H87V66H86V69H85V64H87V62H85V61H87L88 60V58H87V56H86V59L87 60H85L84 61V58L85 57H82L81 59L82 60H80V56H83V55H80ZM92 54V53H91ZM187 54V53H186ZM195 54V53H194ZM195 54V55H196ZM22 55V54H21ZM37 55V54H36ZM69 55V54H68ZM67 55V56H68ZM72 55V54H71ZM74 55V54H73ZM94 55V54H93ZM140 55V54H139ZM144 55H142L143 57H144ZM171 55V54H170ZM85 56V55H84ZM136 56L138 57V54H136ZM135 56V57H136ZM141 56V55H140ZM141 56V57H142ZM20 57V56H19ZM23 57V56H22ZM25 57V56H24ZM89 57V56H88ZM94 57H93V59H94ZM31 58V57H30ZM37 58V57H36ZM67 58V57H66ZM75 58V57H74ZM132 58V57H131ZM145 58V57H144ZM158 58V59H159ZM34 59V58H33ZM68 59V58H67ZM92 58H91V60H93ZM98 59V58H97ZM133 59V58H132ZM153 59H155L154 57H153ZM25 60V59H24ZM38 60V59H37ZM71 60V59H70ZM90 60V59H89ZM96 60V59H95ZM129 60H130V58H129ZM157 60V59H156ZM160 60H162V59H160ZM165 60V59H164ZM125 61V60H124ZM143 61V60H142ZM141 61V62H142ZM148 61V60H147ZM68 62V60H65V63H67ZM92 61H90V62H88V63H91ZM94 62V61H93ZM100 62V61H99ZM99 62H98V64H99ZM122 62V61H121ZM144 62V61H143ZM157 62V61H156ZM23 63V65H20V64H22ZM22 63H19V65H20V68H23L22 70H19L18 71V69H19V65H18V63H16L17 65L15 66V64H14V68L16 67V70L17 71H15L16 73H14V71L13 70H11L12 71V73H13V75H16V76H19V78L17 79H14V77L12 78V75L11 74H9V69H8V67H6V68H3L4 66L2 65V66H0V69H2L3 68V70H1L0 71V84H2L4 81H5V83H6V80L8 79V80H10V81H17V82H19V84L20 85H24V86H26V89H27V91L28 92H26V93H22V89H21V94H24L23 95V98H22V101H24L25 103L23 104L24 106H22V104H21V106L22 107H24V108H17L16 106H14L13 108H11V110L9 111V113H7V114H3V112L4 111H8V109H6V107L4 108L3 106H1V104H0V126H1V133H0V148L1 147H3L2 145H4V147H5V145L6 144H8L9 142L11 143H13V145H14V147H13V150H11V148H9V150H11V151H13L14 152V156H12V157H14L12 160L16 163L19 159H21L20 161H21V163H22V161H23V166L22 165H19V167H18V170L20 169L23 173H24V177H25V179H26V184H27V186H28V188H29V190L32 192V194L31 195H29L30 196V202H31V204H32V206H33V208L34 209H39V212H40V214H42V216H44V215H48V216H46L47 217V219H46V223L48 224L49 222H53L54 221V223L53 224H51V223H49L48 225H50V226H53V230H54V233L53 234H51V237H50V242L49 243H52L53 242V245H51V247L53 248L54 246H58V241H57V235H56V232L57 231H60V232H63L64 230H70L71 232H75L74 230L76 229V225L75 224H77V222H76V215H75V213H76V209L78 208H80L79 206L81 205V204H83L84 203V205H85V203H89V201L92 203V199H94L93 198V194H95L94 193V191L96 190V189H92V188H90L88 185H86V184H82V185H79V186H75L74 185V181H73V177L74 176H76L75 175V173H76V171H78V172H82V173H84V172H86V167H87V165H89L90 163H87L88 162V160H89V162H102L104 159L106 160V158L108 157V155L111 153V152H113L114 151V146H115V143L114 142H116V144L118 143V147H119V142H118V140H117V138H116V140L117 141H115L114 140V145H112L111 143H109V138H108V140L106 139V137H110V136H108V135H105L104 134V136L100 133L101 131L100 130H102V129H99L97 126V128L99 129V131H98V133H100L101 135H99V134H93V136H92V134H90L91 132H95V130L93 129V127H94V125H93V127L91 128V129H93L94 131H92L91 130V132H90V128H89V126H90V120L88 119L89 117H87V113H88V111H85L84 110V105L85 104H87V102L89 101V100H91L92 98H93V96H95L94 95V90H93V88L92 87H88V86H86L87 84L85 83V85H75L74 87H72L73 85H71V86H69V83H67V81H64L63 79H62V76L60 77V76H58L57 75V72H56V74H52L53 73V71H52V75H48V79L47 80H45V79H43V78H45L46 77V75L43 77V78H40V77H42V75L39 77V75L40 74H36L37 72H36V68H38L37 66H38V63L36 64L37 66L35 67L34 65H35V63H33L29 58H28V55H27V59H26V61L25 62H22ZM61 63V62H60ZM102 63V64H103ZM117 63V62H116ZM138 63H140V61L138 62ZM138 63L136 64L137 66H140L141 67V65H138ZM151 63H153V62H151ZM59 64V63H58ZM57 64V65H58ZM69 64V63H68ZM94 64H95V62H94ZM101 64V63H100ZM141 64V63H140ZM4 65H6V64H4ZM32 65V66H31ZM56 65V66H57ZM71 64H69V66H70ZM143 65V64H142ZM42 66V65H41ZM59 66H61V64H59ZM66 66V65H65ZM92 66H93V69L94 70H98L97 69V64H96V69L94 68V65L92 64ZM135 66V65H134ZM144 66H145V64H144ZM150 66V65H149ZM2 67V68H1ZM18 67V68H17ZM32 67H34V68H32ZM61 67H63V66H61ZM90 67H91V65H90ZM99 67H100V65H99ZM98 67V68H99ZM13 68V69H14ZM57 68V67H56ZM56 68H54V69H56ZM67 68H68V66H67ZM67 68H64V69H67ZM75 68H74V70H75ZM134 68V67H133ZM142 68V67H141ZM58 69H60V68H58ZM57 69V70H58ZM63 68H61V71H63L62 73H63V75L64 76H66L67 78L66 79H73L72 77H73V73H71L72 74V76H70L71 74H68L67 73V71H65ZM77 69V68H76ZM143 69V68H142ZM39 70V69H38ZM90 70V69H89ZM144 70H146L145 68H144ZM213 70V69H212ZM76 71V70H75ZM93 71V70H92ZM106 71V70H105ZM38 72H40V71H38ZM44 72V71H43ZM69 73H70V71H68ZM73 72V71H72ZM89 72V71H88ZM87 72V73H88ZM91 72V71H90ZM94 72V71H93ZM97 72H99V71H97ZM135 72V71H134ZM158 72V71H157ZM11 73V72H10ZM54 73H55V71H54ZM86 73V74H87ZM92 73V72H91ZM91 73H89L88 75H90ZM95 73V72H94ZM105 73V72H104ZM160 73V72H159ZM75 74V73H74ZM11 75V79H9V76ZM93 75V74H92ZM15 76V77H16ZM50 76V77H49ZM85 77V76H84ZM103 77V76H102ZM133 77V76H132ZM47 78V77H46ZM13 79V80H12ZM77 79V78H76ZM75 79V80H76ZM45 80V81H44ZM96 81H97V79H95ZM91 81V80H90ZM89 81V82H90ZM8 82V81H7ZM80 82V81H79ZM86 82V81H85ZM88 82V83H89ZM94 82V81H93ZM99 82V81H98ZM137 82V81H136ZM171 82H173V81H171ZM170 82V84H172ZM212 82H213V80H212ZM4 83V84H5ZM12 83V82H11ZM71 83V82H70ZM81 83V82H80ZM84 83V82H83ZM91 83V82H90ZM97 83V82H96ZM95 83V84H96ZM18 84V83H17ZM18 84V85H19ZM75 84V83H74ZM93 85V86H96V85ZM132 84V85H131ZM138 84V83H137ZM140 84V83H139ZM187 84H188V82H187ZM16 85V84H15ZM15 85H14V87H15ZM18 85H16V87L18 86ZM91 85H92V83H91ZM144 85V84H143ZM158 85V84H157ZM156 85V86H157ZM140 86V85H139ZM184 86V88H182ZM20 86H18V88H19ZM142 87V86H141ZM153 87H154V85H153ZM98 88V87H97ZM137 88V87H136ZM143 88V90H145L144 89V87H142ZM147 88V87H146ZM148 88H149V86H148ZM151 88V87H150ZM171 88H173L174 89V86H172ZM3 89H5V88H3ZM11 89V88H10ZM203 89V88H202ZM17 90V89H16ZM100 90V89H99ZM141 90V89H140ZM163 90V89H162ZM2 91V90H1ZM8 91V90H7ZM13 91H15V89L13 90ZM19 91V90H18ZM24 91V90H23ZM159 91V90H158ZM189 91V90H188ZM3 92V91H2ZM10 92H12V91H10ZM16 92V91H15ZM25 92V91H24ZM136 92H138V90H136ZM146 92V91H145ZM7 93V92H6ZM9 93V92H8ZM20 93H18L19 94V96H21L20 95ZM140 93V92H139ZM11 94H13V93H11ZM18 94H17V96H18ZM138 93H136V95H137ZM145 94H147V92L145 93ZM204 94V95H203ZM139 95L140 94H138V97H139ZM142 95H144V94H142ZM151 95H152V93H151ZM184 95V96H183ZM202 95V96H201ZM259 96V98H261V100L260 99H258L257 97ZM3 96V95H2ZM14 96V94L13 95H11V97H13ZM18 96V97H19ZM147 96H149L148 94H147ZM182 96V97H181ZM10 97V96H9ZM17 97V98H18ZM99 96H96V98H98ZM155 97V96H154ZM158 97V96H157ZM181 97V98H180ZM16 98V97H15ZM14 98V99H15ZM20 98V97H19ZM95 98V97H94ZM144 98H146V97H144ZM156 98V97H155ZM159 98H161V96L159 97ZM181 99V100H179V101H176L177 99ZM189 98H190V96H189ZM1 99V98H0ZM5 99H6V97H5ZM4 98H3V100H5ZM9 99V98H8ZM8 99H6V100H8ZM21 99V98H20ZM185 99V98H184ZM187 100H189L188 99V97L186 98ZM5 100V101H6ZM17 100V99H16ZM15 100V102H17ZM187 100H185V101H187ZM21 100H20V102H22ZM92 101V100H91ZM6 103V102H5ZM93 103V102H92ZM186 103V102H185ZM173 104H171V105H173ZM177 104H175V105H177ZM184 104V103H183ZM182 104V105H183ZM178 106V105H177ZM180 106V105H179ZM185 106V107H186ZM91 107V106H90ZM125 107H128V108H132V110H134L133 112H132V110H131V112H132V114H131V117H130V121L132 122H130L131 123V125H132V127H127V124L124 122L123 124H125L126 125V127L125 126H123V125H120V122L121 121H123V120H121V118H123L124 119V117L122 116L121 117V115H123L124 113L122 112L123 110H124V108ZM182 107H184V106H182ZM184 107V108H185ZM92 108V109H93ZM127 108V109H128ZM134 108V109H133ZM162 108V107H161ZM164 108H165V106H164ZM173 108V106L171 107V109ZM181 108V106L178 108V109H180ZM169 109H170V107H169ZM183 109V108H182ZM186 109V108H185ZM185 109L183 110V112L185 111ZM89 110V109H88ZM140 110H141V108H140ZM139 110V111H140ZM155 110V109H154ZM174 110V109H173ZM93 111V110H92ZM92 111H90L91 113H92ZM110 111V110H109ZM125 111H127V110H125ZM143 111V110H142ZM170 111V110H169ZM175 111V110H174ZM174 111H173V113H174ZM108 112V111H107ZM128 112H129V110H128ZM128 112H126L127 114L125 115V117L129 114ZM167 112V111H166ZM176 112H177V115H178V110L176 109ZM182 112V111H181ZM5 113V112H4ZM103 113H105V114H103ZM123 113V114H122ZM144 113V112H143ZM162 113V112H161ZM254 113H255V115H254ZM108 114V113H107ZM160 114V113H159ZM167 114V113H166ZM183 114V113H182ZM95 115H93L92 114V116H95ZM146 115H147V113H146ZM149 115V114H148ZM162 115V114H161ZM168 115H169V113H168ZM179 117H181V114L179 113ZM4 116V117H3ZM88 116H90V115H88ZM91 116V117H92ZM95 116V117H96ZM167 116V115H166ZM183 116V115H182ZM185 116H187V115H185ZM91 117H90V119H91ZM168 117V116H167ZM172 116H170V118H171ZM93 118V117H92ZM98 118V119H99ZM127 118V117H126ZM148 118H151V117H148ZM155 118H156V116H155ZM161 118H163V116L161 117ZM160 118V119H161ZM165 118V117H164ZM169 118V117H168ZM168 118H166V119H168ZM182 118V117H181ZM188 118V117H187ZM140 119V118H139ZM166 119H163L164 121L166 120ZM172 119V118H171ZM174 119V118H173ZM146 120V119H145ZM162 120V119H161ZM177 120V119H176ZM259 120H257L258 122H259ZM95 121V120H94ZM97 121V120H96ZM100 121V120H99ZM98 121V122H99ZM120 121V122H119ZM124 121H126V119L124 120ZM127 121H128V119H127ZM140 121H142L141 119H140ZM93 122V121H92ZM97 122V123H98ZM145 122V121H144ZM163 121H161V123H162ZM166 122H167V120H166ZM178 122V121H177ZM184 122H187L186 121V119H184ZM258 122H257V124H258ZM165 122H163V124H164ZM196 122H194V124H195ZM259 123H261V122H259ZM6 124H8V126L6 125ZM93 124H94V122H93ZM145 124V123H144ZM181 124V123H180ZM183 124V123H182ZM192 125H193V123H191ZM198 124V123H197ZM197 124H195V126L197 125ZM256 124V125H257ZM263 124H264V121H263ZM92 125V124H91ZM95 125H96V123H95ZM98 125H100V124H98ZM130 125V126H131ZM146 125H148V124H146ZM128 126H129V124H128ZM191 126V125H190ZM197 126H199V124L197 125ZM91 127V126H90ZM116 127V128H115ZM144 127H146V126H144ZM193 128H191V129H193L194 130V128H196L197 129V127H194V126H192ZM101 128V127H100ZM124 128L127 130V131H125L124 130ZM128 128V129H127ZM148 128H149V126H148ZM190 128V127H189ZM19 129V130H18ZM97 129V130H98ZM104 129L102 130V131H104ZM114 129V130H113ZM185 129V128H184ZM184 129L183 130H181V131H183L184 132ZM187 129L188 128H186V130L185 131H187ZM256 129V130H255ZM263 129H264V126H263ZM124 130V131H123ZM148 131H147V133L148 132H150L149 131V129H147ZM175 130H177V129H175ZM190 129H188V131H189ZM193 130H190L189 132L191 133V131H193ZM151 131H152V129H151ZM188 131H187V133H188ZM262 131V130H261ZM264 131V130H263ZM177 134H180L179 133V131L177 130V131H175ZM182 132V133H183ZM81 133H85L86 135L87 134H90L88 137H93V138H91L92 139V141H87V139L86 140H80V141H76V144H78V145H80L82 148H84L85 147V149H87V150H85L84 151V153H76V152H70V149L72 148H70L69 147V145H68V143H70L71 142V144H72V137H76L77 135H80ZM96 133V132H95ZM103 133V132H102ZM159 133H161V131H159ZM158 133V131H157V134H159ZM164 133V132H163ZM167 132H165V134H166ZM169 133V132H168ZM167 133V135L169 136V134H171V133H169L168 134ZM181 133V134H182ZM186 132L185 133H183V136L185 137L186 136V139H187V136H190L189 134H187ZM203 133V134H202ZM149 134V133H148ZM173 135H172V137L170 136V138L172 139L173 138V136L176 138V134L175 133H172ZM184 134H187V135H184ZM194 134H196V131L194 132ZM197 134H196V136H197ZM82 135V134H81ZM117 135V136H118ZM156 135V134H155ZM193 135V134H192ZM262 135V134H261ZM260 135V136H261ZM83 136V135H82ZM152 136H153V134H152ZM181 136V135H180ZM194 136V135H193ZM216 136V137H217ZM80 137V136H79ZM78 137V138H79ZM161 137H164V135L163 134H161ZM179 137V136H178ZM192 137V136H191ZM211 137V136H210ZM111 138V137H110ZM150 138V137H149ZM151 138H153V137H151ZM160 138V137H159ZM159 138H157V139H159ZM194 138H197L198 139V137H194ZM248 138H251V137H248ZM247 138V139H248ZM255 138V137H254ZM253 137H252V140H250V141H252L251 143H252V145H253V139H254ZM76 139V138H75ZM75 139H73V140H75ZM80 139V138H79ZM81 139H82V137H81ZM112 139V138H111ZM148 139V138H147ZM179 139V138H178ZM197 139H195L196 140V142L197 141H200L199 139L197 140ZM256 139V138H255ZM124 140V139H123ZM155 140V138L153 139V141ZM163 140V139H162ZM168 140V139H167ZM177 140V139H176ZM210 140V139H209ZM257 141L259 140V138H257L256 139ZM255 140V141H256ZM264 139H261V144H262V141H263ZM113 141V140H112ZM127 141L126 142H124V144L125 143H127ZM159 141V140H158ZM175 141V139L173 138V141L172 142H174ZM178 141V140H177ZM180 141H182V140H180ZM190 141V140H189ZM249 141V142H250ZM254 141V142H255ZM150 142H151V140H150ZM155 142V141H154ZM168 143V146H169V148H170V152H172L173 151V154L171 153V156L173 157V158H175V160L177 161H175L176 162V164L179 162V160H177V155H180V153H177V151L176 152H174V148L173 147H176L175 145H173V147L171 146V144L172 143H170L169 141H167ZM183 142V141H182ZM182 142L180 143V145L182 144ZM188 142V141H187ZM192 142V141H191ZM264 142V141H263ZM135 143V144H134ZM134 143H132V152L133 153H138V151H140V149H143V150H141L142 152L144 151V149H146L145 147H144V145L142 146V145H140V144H136V143H138V142H134ZM152 143V142H151ZM157 143V142H156ZM177 143V142H176ZM176 143H174V144H176ZM194 143V142H193ZM199 143V142H198ZM202 143V142H201ZM206 143H208L207 141H206ZM250 143V144H251ZM121 144H123V143H121ZM147 144H149V143H147ZM163 144V143H162ZM167 144H166V146H167ZM170 144V145H169ZM200 144V143H199ZM205 144V143H204ZM9 145V144H8ZM8 145H6V146H8ZM68 145V147H69V149L67 150V151H65V152H60V150L62 149V148H65L66 146ZM78 145H76V147L78 146ZM126 145V144H125ZM146 145V144H145ZM177 145V144H176ZM179 145V144H178ZM177 145V146H178ZM186 145V144H185ZM191 145V144H190ZM201 145V144H200ZM203 145V144H202ZM207 145H209V144H207ZM247 145H249V144H247ZM256 144H254L253 146L254 147H256V146H258V143H257V145L255 146ZM101 146H103L104 148H105V151H102L101 150ZM171 146V147H170ZM187 146V145H186ZM206 146V145H205ZM261 145H259V147H260ZM117 147V146H116ZM115 147V148H116ZM117 147V148H118ZM120 147L122 148L123 146L122 145H120ZM182 147V146H181ZM201 147V146H200ZM203 147V146H202ZM246 147H248V146H246ZM254 147H253V149L252 150H256V148L254 149ZM128 148V147H127ZM178 148V147H177ZM176 148V149H177ZM186 147H184V149H185ZM189 149H190V146L188 147ZM194 148H192V150L194 149ZM199 148V147H198ZM249 148V147H248ZM247 148V149H248ZM261 148H262V151L264 150V148H263V145H262V147H260L259 149H258V147H257V149L259 150V153H260V150H261ZM77 149V148H76ZM129 149L131 150V148L129 147ZM166 149V148H165ZM247 149H246V151H247ZM251 149V148H250ZM72 150V149H71ZM73 150H74V148H73ZM78 150V149H77ZM113 150V151H112ZM168 150V149H167ZM180 150V149H179ZM178 150V151H179ZM187 150V149H186ZM191 150V149H190ZM189 150V151H190ZM258 150H256L257 152H258ZM76 151V150H75ZM119 151H121V150H119ZM140 151V152H141ZM183 151V150H182ZM250 152H252L253 154H254V152H256V151H251V150H249ZM78 152V151H77ZM80 152V151H79ZM115 152H117V150L115 151ZM132 152H130V153H132ZM180 152H181V150H180ZM184 152H185V150H184ZM194 152V151H193ZM118 153H120V152H117V154ZM122 153H124V151L122 152ZM129 153V152H128ZM145 153V152H144ZM147 153V152H146ZM164 153H165V151H164ZM182 153V152H181ZM194 153H196V152H194ZM241 153V152H240ZM240 153L238 154L239 156H241L240 155ZM248 153V152H247ZM251 153V154H252ZM85 155V157H84V155ZM168 154H169V152H168ZM167 154V155H168ZM209 154V155H208ZM116 155V154H115ZM198 155V154H197ZM245 155H248V154H246V152H245ZM260 155V154H259ZM262 155V154H261ZM81 156H83L85 159H82V157ZM196 156V155H195ZM198 156V157H199ZM263 156H264V154H263ZM263 156L261 157V158H263ZM120 157H122V156H120V155H118L117 156V161L119 162V161H121L122 159L120 158ZM199 157V158H200ZM243 157H246V156H243ZM167 158V157H166ZM184 158V157H183ZM195 159H196V157H194ZM247 158H250V155H249V157L247 156ZM246 158V159H247ZM1 159V158H0ZM73 159H77V161L78 162H82V164H83V162H84V160H87V161H85V163H84V168L83 167H81V169H77L75 166H76V164H73L72 163V160ZM232 159H234L233 161H232ZM83 160V161H82ZM201 160V159H200ZM200 160L198 159V160H196V162L197 161H199V163H201L200 162ZM204 160H206L205 162H206V164H207V162L209 161V160H207V159H203V162H204ZM240 160H241V162L243 161L241 158H240ZM245 160V159H244ZM63 161V162H62ZM76 161V160H75ZM211 161V162H212ZM249 161V160H248ZM60 162H62L63 163V165L61 164H59L60 166H59V170H57L55 173H53L52 171H51V168H53V167H55L58 163H60ZM78 162H76L77 164H78ZM204 162V163H205ZM211 162H209L210 163V165H212V163ZM235 162V161H234ZM245 162V161H244ZM243 162V163H244ZM121 163V162H120ZM123 163V162H122ZM228 163V164H227ZM236 163V162H235ZM246 163V165L244 164V166H248L247 165V163L248 162H245ZM93 164H95V163H93ZM93 164H91V165H93ZM241 163H238L237 164V166H238V168L237 169H240L241 167V165H240ZM249 164V163H248ZM79 165V164H78ZM96 165V164H95ZM189 165V164H188ZM204 165V164H203ZM202 165V166H203ZM240 165V166H239ZM0 166H2V168L5 170V168H6V163H3L2 165H0ZM80 166V165H79ZM101 166H103V165H101ZM119 165H117V167H118ZM206 166V165H205ZM232 166V167H231ZM243 166V165H242ZM243 166V167H244ZM58 167V166H57ZM95 167V166H94ZM209 167V166H208ZM208 167H205V168H207V171H208ZM214 167V168H215ZM221 167V168H222ZM230 169H232L231 171L233 172V170L236 168V165H230ZM249 167V166H248ZM75 168V169H74ZM80 168V167H79ZM89 168H93V167H89ZM203 168V167H202ZM204 168V169H205ZM210 168H211V166H210ZM214 168H213V170H214ZM219 168H220V166H219ZM54 169V168H53ZM115 169H117V168H115ZM118 169H120V168H118ZM117 169V170H118ZM187 169V170H186ZM186 169H184L183 170V172H182V177L184 178V180H190V179H192V181L194 180V179H198V177L197 176H195V174L197 173H195L194 174V172L192 171V170H190V169H188V168H186ZM203 169V170H204ZM216 169V168H215ZM217 169H218V167H217ZM229 168H227V170H226V173H227V176H228V174H229V176L231 177V175L230 174H232L231 173V171L230 170H228ZM237 169H235V170H237ZM248 169H251V167L250 168H248ZM248 169L246 168V170L248 171ZM3 170V171H4ZM15 170H17V168L15 169ZM14 170V171H15ZM92 170V169H91ZM121 170V169H120ZM219 170V169H218ZM14 171H13V174H11V179H13V178H15V173H14ZM48 171H49V173H48ZM54 171V170H53ZM59 171V172H58ZM89 171V170H88ZM94 171V170H93ZM198 171V170H197ZM227 171H229L230 173H228ZM241 171L242 172H244L245 171V168H243V169H241ZM252 171V170H251ZM50 172H52V173H50ZM110 172V171H109ZM117 172H119V171H117ZM215 172H217V170L215 171ZM238 172V171H237ZM237 172H235V173H237ZM250 172V170L248 171V173ZM120 173V172H119ZM202 173V172H201ZM219 173V172H218ZM234 173V172H233ZM241 172H239V174H240ZM252 173V176H253V172H251ZM79 174V173H78ZM81 174V173H80ZM111 174H112V172H111ZM114 174L115 175H117L115 172H114ZM221 174H224V173H221ZM245 174H246V171H245ZM244 174V175H245ZM119 175H121V174H119ZM224 175H226V174H224ZM223 175V176H224ZM243 175V174H242ZM242 176V177H245V176ZM248 176V178L249 179H251L250 177H249V175L250 174H247ZM110 176V177H109ZM107 178H108V180H110L111 181V179H113V178H115L113 175H109ZM228 176V177H229ZM233 176H236L235 174H233ZM240 177H241V175H239ZM255 176V175H254ZM260 176H263V174H261ZM117 177H118V175H117ZM200 177V176H199ZM201 177H203L202 175H201ZM219 177H220V174H219ZM239 177V178H240ZM246 177V181L248 180V178ZM256 177V176H255ZM252 178V180L253 179H256L257 178V180L260 178L259 177V175H257V177L256 178ZM259 177V178H258ZM103 178V177H102ZM220 178H222V177H220ZM227 178V177H226ZM235 178V177H234ZM264 178V177H263ZM7 179H9V176L7 177ZM10 179V180H11ZM104 179V178H103ZM106 179V178H105ZM119 179V178H118ZM200 179V178H199ZM223 179H225V177L223 178ZM240 179H242V178H240ZM261 179H262V177H261ZM261 179H259V180H261ZM1 180V179H0ZM10 180H8V181H10ZM115 180H117L116 178H115ZM220 181L222 180V179H219ZM230 180H231V178H230ZM235 180V179H234ZM237 180V179H236ZM243 181H244V179H243ZM249 181V180H248ZM251 181V180H250ZM256 181V180H255ZM255 181L254 182H252L251 184H257L258 185V183H255ZM86 182V181H85ZM185 182V181H184ZM240 182V180L238 181V183L236 184L237 186H238V184H240L239 183ZM257 182V181H256ZM113 183V182H112ZM187 183V182H186ZM244 183V182H243ZM243 183L241 184V186L243 187L244 185H243ZM262 183H264V182H260V185L262 184ZM11 186H13V187H16L17 186V184H18V181H17V178L16 179H13L12 181H10V183H9ZM114 184V183H113ZM116 184L118 185V187L121 185V182L120 181H117L116 182ZM234 184V185H235ZM248 184V183H247ZM250 184V183H249ZM231 185H233L232 183H231ZM257 185L255 186V187H257ZM264 185V184H263ZM102 186V185H101ZM230 186V185H229ZM248 186V185H247ZM247 186H246V188H247ZM254 186V185H253ZM1 187V186H0ZM3 188H5L6 189V186H2ZM104 187V186H103ZM117 187V188H118ZM232 187H234V186H232ZM241 187V188H242ZM254 187V188H255ZM260 187H262L261 189H263V186H260ZM132 188H133V191H135V190H137V188H138V186H137V184H134V186H132ZM231 187H229L228 189L229 190H231L230 189ZM238 188V187H237ZM239 188H240V186H239ZM244 188H245V186H244ZM33 189H37L38 191H37V195H38V197H42L43 196V201H46V205H44L42 202H39V201H36L35 200V198H33L34 196H33ZM100 189H102V188H100ZM243 189V188H242ZM248 189H251L250 187L248 188ZM228 190V191H229ZM235 190V189H234ZM244 190V189H243ZM98 192L100 191L99 189L97 190ZM117 191V190H116ZM232 191V190H231ZM235 191H238V189L237 190H235ZM242 191V190H241ZM59 192V193H58ZM239 192H240V190H239ZM250 192V191H249ZM257 192H258V189H257ZM257 192H255V194H259V192L257 193ZM263 192V191H262ZM247 193V192H246ZM232 194V193H231ZM249 194H251V193H249ZM248 194V195H249ZM260 194H262V193H260ZM95 195H98L99 196V198H100V200H98V202L100 201V204H99V212H100V215H103V216H105V217H107V215H109V212L111 213V212H116L115 213V215H116V217H117V222H118V225L116 226V225H114L113 226V224L114 223H112V229H111V233H110V226H108L111 222H109V223H106L105 221L106 220H109V218L108 219H106V220H102L101 222L100 221H97V223H99L100 224V226H104L105 227V229L106 230H108V235L106 234L105 235V238L103 239V240H100V241H98L96 244H95V248L97 249L98 248V253H97V256H101V255H103L104 256V258H105V260H108V261H113V264H123V260H124V251H125V247H124V245H122L121 244V241H122V233H121V231H120V220H121V209H122V207H121V196H122V193H121V190H120V188H118V191L115 193L114 192V194L112 195V197H110V199H112V200H101V198L103 197L102 196V194H95ZM95 195H94V197H95ZM235 196V195H234ZM258 196V195H257ZM260 196V195H259ZM97 197V196H96ZM95 197V198H96ZM251 197V196H250ZM98 198V197H97ZM256 198H258V197H256ZM184 199V198H183ZM187 198L185 197V199L184 200H186ZM253 199H255V198H253ZM259 199H261V198H259ZM259 199H258V201H259ZM96 200V199H95ZM263 200V199H262ZM16 201V200H15ZM15 201H13V202H15ZM85 201H87V202H85ZM97 202V203H98ZM112 202H114V203H112ZM37 203H40L39 205H37ZM90 203V204H91ZM93 203H94V201H93ZM263 203H264V200H263ZM9 204V206H10V209H7V213H8V215H7V217H10V219H13L14 217H16L17 215H18V207L17 206H15V204L14 203H12V202H10V203H8ZM14 204V205H13ZM95 204H96V201H95ZM255 204H257V203H255ZM259 204H260V201H259ZM261 204H262V201H261ZM84 205H82V209L84 208L83 206ZM98 205V204H97ZM264 205V204H263ZM262 205V206H263ZM86 206H87V204H86ZM88 206H89V204H88ZM253 206V205H252ZM262 206H260L259 205V207H262ZM91 207V206H90ZM253 207H255V206H253ZM258 207V208H259ZM5 208V207H4ZM3 208V209H4ZM8 208V207H7ZM92 208V210H93V208H95V206H93V207H91ZM97 208V207H96ZM255 208H257V206L255 207ZM256 209V210H259V209ZM264 208V207H263ZM253 208L251 207V209H249V211H251ZM6 210V209H5ZM4 210V211H5ZM45 210H47V213L45 212ZM80 210V209H79ZM90 208L89 207H87L86 209H85V212H84V215H83V220H81V221H83V229L85 230V237L87 236H92V233L89 231V226L90 225H92L93 224V220L91 221V219H93V218H89L90 216L89 215H91V214H89L90 213ZM97 210V209H96ZM84 211V210H83ZM176 211V210H175ZM255 212V210H252L251 212ZM98 212V213H99ZM248 212V211H247ZM258 213L256 214V216H258V215H260L261 214V212L262 211H257ZM5 213V212H4ZM246 212H244V214H245ZM21 214V213H20ZM247 214V213H246ZM114 215V214H113ZM248 215V214H247ZM255 215V214H254ZM263 215V214H262ZM22 217L20 218L19 217V219H18V221L16 222V224H15V226H14V231H19V230H22V229H24L25 228V223L28 221V217L25 215V216H23V215H21ZM29 216V215H28ZM249 216H250V214H249ZM261 216V215H260ZM92 217V216H91ZM248 217V216H247ZM252 217V218H251ZM250 218H251V220H252V222L249 224V229H247L246 228V231L245 230H243L242 228L246 225L245 223L246 222H244V226L242 227V228H240V229H242L243 231H245V233L248 231V232H250L251 233V231L250 230H252V229H257L256 227L258 226V222H256L255 221V218L256 217H253V215H251L250 216ZM258 218V217H257ZM261 218H263L264 219V217H261ZM244 219H246V218H244ZM247 220V219H246ZM246 220H244V221H246ZM258 220H259V218H258ZM48 221V222H47ZM243 221V220H242ZM249 222H250V220H248ZM262 221V220H261ZM262 223V222H261ZM11 224V223H10ZM82 224V223H81ZM260 224V223H259ZM49 226V227H50ZM240 226H241V224H240ZM260 226V225H259ZM247 227H248V225H247ZM78 228V227H77ZM260 228H261V230H263L264 229V225H262V227L260 226ZM244 229H245V227H244ZM258 229H259V227H258ZM257 229V230H258ZM82 230V229H81ZM106 230L104 231L105 233H106ZM256 230V231H257ZM7 231V230H6ZM253 231V230H252ZM256 231H254L255 233H256ZM9 232V231H8ZM53 232V231H52ZM59 232V233H60ZM68 232V231H67ZM239 232L240 233H238V236H239V234H241V230H239ZM260 232H262V231H260ZM264 232V231H263ZM31 233H33L32 232V230H30L29 231V233L27 232H24L23 233V236H28L29 234H31ZM66 233V232H65ZM243 233V232H242ZM244 233V234H245ZM253 233V232H252ZM252 233H251V235H252ZM58 234V233H57ZM62 234H64V233H62ZM67 234V233H66ZM66 234H65V239H66ZM68 234H70V233H68ZM71 234H75V233H71ZM254 234V233H253ZM83 235V234H82ZM249 235V234H248ZM257 235V234H256ZM68 236V235H67ZM76 236V235H75ZM80 236H81V234H80ZM79 236V237H80ZM231 236H236V235H231ZM240 236H244V235H240ZM70 237V236H69ZM72 237V236H71ZM67 238V241L68 242H70V240L72 241V242H74V243H76V241L78 240V236L77 237H72V238ZM242 237H240L239 238V240H241V238ZM23 238V237H22ZM254 238H256L257 239V241L259 242V241H264V235H257V237H255L254 236ZM24 239V238H23ZM80 239V238H79ZM238 239V238H237ZM243 239H244V237H243ZM245 239H247L246 240V242H249L250 243V241H252V236L250 237V236H245ZM255 239V240H256ZM60 240V239H59ZM250 240V241H249ZM243 241V240H242ZM241 241V242H242ZM89 242H90V239H89V241L87 242V244H86V246L87 247H90V246H88L89 245ZM253 242H255V241H253ZM243 243V242H242ZM252 243V242H251ZM250 243V244H251ZM260 243V242H259ZM66 244H68L69 245V243H67L66 242ZM254 244V243H253ZM67 245V246H68ZM256 245V244H255ZM49 246H50V244H49ZM59 246H61L60 244H59ZM65 246V245H64ZM64 246H61L62 247V249L64 248ZM66 247V246H65ZM244 247H245V245H244ZM248 247V246H247ZM252 247H253V245H252ZM50 249V248H49ZM65 249V248H64ZM107 250V252H106V254H105V251ZM111 251H113L114 252V254L109 258V255H108V252L110 253ZM247 251H249L248 249H247ZM249 252H251V250L249 251ZM247 252H245V253H243L240 257H238L239 259L240 258H246V259H249L251 256H252V254H250V253H247ZM4 257H5V255H4ZM7 257H9V255L7 256ZM7 257H5L6 259H7ZM26 257H29L30 259H31V257H33V253L31 254V253H29V254H27V256ZM19 258L22 260V259H24L25 258V256L23 255V253L21 254H19ZM108 258V259H107ZM137 258H139V256H137ZM0 259H4L3 258V255H1L0 254ZM64 259V258H63ZM63 259H62V262H64L63 261ZM8 260V259H7ZM6 260V261H7ZM192 263L193 264H197V263H195V262H197V260H198V257H193L192 259ZM193 260H195V262L193 261ZM250 260V259H249ZM81 262H82V264H88V260H86V258L85 257H83L82 259H81Z\"/></svg>",
	"mask_w": 264,
	"mask_h": 264
}]
</instances>
